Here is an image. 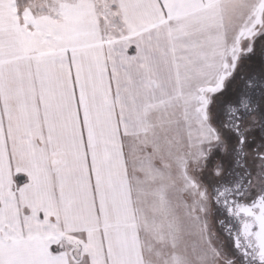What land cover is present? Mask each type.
I'll list each match as a JSON object with an SVG mask.
<instances>
[{
	"label": "snow or ice",
	"instance_id": "snow-or-ice-1",
	"mask_svg": "<svg viewBox=\"0 0 264 264\" xmlns=\"http://www.w3.org/2000/svg\"><path fill=\"white\" fill-rule=\"evenodd\" d=\"M0 264H264V0H0Z\"/></svg>",
	"mask_w": 264,
	"mask_h": 264
}]
</instances>
